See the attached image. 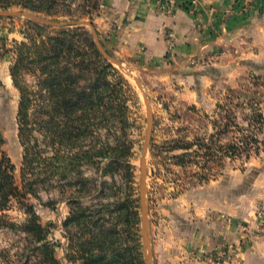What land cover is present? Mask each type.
Wrapping results in <instances>:
<instances>
[{"label":"rangeland","instance_id":"rangeland-1","mask_svg":"<svg viewBox=\"0 0 264 264\" xmlns=\"http://www.w3.org/2000/svg\"><path fill=\"white\" fill-rule=\"evenodd\" d=\"M76 6L75 2L70 10L71 13L64 10L54 16L35 14L19 6H11L0 12L22 13L54 23L71 21L90 23L89 17L78 19L80 12ZM103 14H105L104 0H100L98 11L90 17L97 38L103 44L104 47H102L106 53L121 64L125 71L131 73V76H128L118 65L111 63L131 87L128 107L132 127L127 134L133 145L132 157L129 159L134 176L133 184H127L124 172L116 173L112 178H100L93 170L83 168L84 176L91 183L86 184L81 194L69 188L63 192L51 187L39 190L38 199L31 197L28 202L34 207L40 224L47 232V242L53 247L56 258L62 264H68L65 255L69 239H75L81 233L82 227L72 223L67 228L68 232L65 231L63 223L70 216V208L95 210L101 205L107 208L104 212L105 227L115 229L114 239H117L121 236V229L124 227L120 223L118 200L130 195L134 199L139 216L137 235L143 262L139 174L148 114L142 92L133 80L137 78L147 96L151 114V134L145 154L144 180L151 264H165V261H169L159 260V257L155 256V240L158 239L159 243L165 247L164 242L170 241L174 236L184 241L182 248L186 249L189 259L197 257L199 258L197 261L201 264H208L210 259L216 260L219 264L235 262L237 257L231 262L224 263V256H217L220 247L223 248L232 243H225L210 252L198 251L197 254L198 249H193V246L186 241L189 239L186 231H189L192 225L199 221L198 219L203 221L199 208L203 210L206 202L213 195L222 193L223 182L226 183L229 177L241 174L244 179L245 192L248 194L253 189L251 185L256 176L264 172V76H247L236 82L232 88H218L211 98L203 99L202 107L199 108L190 102L191 98L183 95L181 83L160 80L159 77L150 75L148 69L142 67L137 58L119 54L116 49L113 27L107 23H105L106 27L101 24ZM36 25L46 28V33L50 35L69 28L48 26L25 16H0V39L5 41L4 49L6 50L4 53V50L0 48V55L3 54L0 56V153H4L14 166L17 184H20L23 149L18 140L19 94L13 87L9 76V69L14 61L11 49L15 43L24 41L25 31H31V27ZM81 27L91 34L89 27ZM92 40L94 42L93 37ZM193 65L191 61L190 66ZM27 81L32 85V79L27 78ZM251 100L258 104L257 108L263 115L262 126L252 120L254 109L257 108L242 105L243 102ZM248 121L251 125L249 131H241V128L247 127ZM246 136L249 137L248 139L254 137L256 142L251 141L252 144L246 151L236 152L233 157L229 156L227 146L232 142L238 143L245 140ZM35 137L39 139L41 147L44 148L45 142L42 136L36 133ZM186 143H193V148L189 156L184 158L183 163H180L174 160L173 156L180 155L184 151L174 150V148ZM101 182L107 183L103 189H99ZM230 192L234 196L239 190L234 188ZM70 195L80 197L78 206L68 201L67 198ZM253 211L255 215L259 211L264 212V202L260 200L254 203ZM5 214L14 224H21L25 219V215L16 205ZM174 232L177 235H174ZM249 239L250 237H246L239 254L250 246ZM30 244L32 245L31 239L22 233L1 230L0 264L22 263L24 259L20 255L30 247ZM114 245L118 247L116 242ZM166 251L167 248H164L163 252ZM29 254L30 252H27V255ZM166 257L168 259L169 256L166 255ZM33 262L34 260L30 264H34Z\"/></svg>","mask_w":264,"mask_h":264},{"label":"trees","instance_id":"trees-1","mask_svg":"<svg viewBox=\"0 0 264 264\" xmlns=\"http://www.w3.org/2000/svg\"><path fill=\"white\" fill-rule=\"evenodd\" d=\"M75 2L80 12L78 19L89 17L94 27L90 17L98 11L100 0H0V10L19 6L35 14L54 16L64 10L71 13ZM23 37L24 41L11 49L14 61L9 69L12 85L19 94L17 125L23 149L22 168L17 184L14 166L0 153V231L22 233L31 239L32 245L20 255L24 259L20 264H30L32 260L34 264H62L28 201L31 197L38 199L39 190L48 187L61 192L74 189L81 194L90 182L83 168L93 170L100 178L124 172L127 184H133L129 162L133 145L127 134L132 127L128 107L131 87L98 52L91 34L83 27L50 35L46 28L36 25L25 31ZM4 43L0 39V48L6 53ZM27 78L32 79V85ZM242 105L258 107L253 100ZM252 116L262 126L263 115L258 108ZM248 122L241 131H249ZM36 133L44 139V148ZM245 138L230 143L227 154L233 157L236 152L246 151L251 141L256 142L254 137ZM192 148L193 143L175 147L174 150L184 153L173 159L183 163ZM106 184L101 182L99 189ZM67 199L79 205L78 195ZM14 205L25 215L21 224L10 222L5 214ZM118 205L124 227L117 239L115 229L105 227L106 206L95 210L70 208V216L63 223L65 231L72 223L82 227L75 239H69L65 255L68 264H143L134 199L126 195L118 200Z\"/></svg>","mask_w":264,"mask_h":264},{"label":"crops","instance_id":"crops-1","mask_svg":"<svg viewBox=\"0 0 264 264\" xmlns=\"http://www.w3.org/2000/svg\"><path fill=\"white\" fill-rule=\"evenodd\" d=\"M196 2L197 15L193 17L184 8L165 16L157 11L155 0H104L101 24L113 27L119 54L137 58L150 75L160 80L181 83L183 95L200 108L203 99L211 98L218 88H232L247 76H264V6L258 2L247 15L228 18L225 14L236 7V0ZM168 34L174 37L170 52ZM251 186L247 194L243 177L235 174L223 182L220 195H213L203 210L199 208L203 221L198 219L186 231V241L198 249L197 254L225 243L238 245L244 236L236 224L245 222L250 246L231 264H264V222L259 225L253 211L254 203L264 202V172ZM234 188L239 192L233 196L230 190ZM220 214L232 224L226 227L216 218ZM183 242L174 236L164 242V247L156 239L155 256L169 260L165 264H201L199 258L187 257Z\"/></svg>","mask_w":264,"mask_h":264},{"label":"built area","instance_id":"built-area-1","mask_svg":"<svg viewBox=\"0 0 264 264\" xmlns=\"http://www.w3.org/2000/svg\"><path fill=\"white\" fill-rule=\"evenodd\" d=\"M157 11L165 16H171L178 8H184L186 12L195 17L197 15V2L196 0H155ZM261 2L264 6V0H236V7H232L225 14V17L232 16H245L252 10L253 6ZM174 37L173 34H168V52L172 50ZM217 218L225 224V226H230L232 220L223 214L217 215ZM256 222L261 225L264 222V212L259 211L256 215ZM238 229L242 232L244 238L242 241L236 244H228L223 248H219L220 251L217 252V256H224V263L231 262L234 258L238 257L240 252V247L242 243L246 241V237L249 236V229L247 223L238 222L236 224ZM249 242V241H248ZM211 260V261H210ZM208 264H219L216 260L210 259Z\"/></svg>","mask_w":264,"mask_h":264},{"label":"water","instance_id":"water-1","mask_svg":"<svg viewBox=\"0 0 264 264\" xmlns=\"http://www.w3.org/2000/svg\"><path fill=\"white\" fill-rule=\"evenodd\" d=\"M0 16L2 17H11V16H25L26 18H29L31 20H35L38 22H41L45 25L52 26V27H59V28H66V27H81V26H87L89 27L92 37L94 39L95 46L98 50V52L103 56L105 60H107L110 63L116 64L119 67H121V64H119L117 61H115L112 57H110L106 51L103 49L100 41L97 38V34L92 27V25L88 21H71L67 23H54L50 21H46L43 19H40L38 17L22 14V13H11V12H0ZM136 85L139 87L140 91L142 92L146 109H147V118H148V124L147 129L145 133L144 143L142 147V153H141V159H140V174H139V180H140V204H141V232H142V248H143V264H151L150 262V253H149V233H148V222H147V206H146V200H145V154L147 152L148 144L150 141V134H151V114L149 109V103L147 100V96L143 92V89L138 81L137 78H133Z\"/></svg>","mask_w":264,"mask_h":264},{"label":"bare ground","instance_id":"bare-ground-1","mask_svg":"<svg viewBox=\"0 0 264 264\" xmlns=\"http://www.w3.org/2000/svg\"><path fill=\"white\" fill-rule=\"evenodd\" d=\"M123 71H125L122 67H120ZM126 75L131 76V73H129L128 71H125ZM131 79V78H130Z\"/></svg>","mask_w":264,"mask_h":264}]
</instances>
